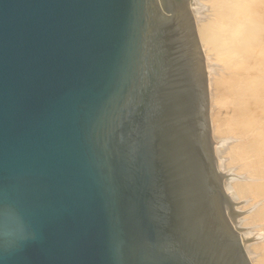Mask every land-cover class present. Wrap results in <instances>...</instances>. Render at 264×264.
Here are the masks:
<instances>
[{
	"label": "water",
	"instance_id": "obj_1",
	"mask_svg": "<svg viewBox=\"0 0 264 264\" xmlns=\"http://www.w3.org/2000/svg\"><path fill=\"white\" fill-rule=\"evenodd\" d=\"M160 2L0 0V264H250L189 0Z\"/></svg>",
	"mask_w": 264,
	"mask_h": 264
},
{
	"label": "bare ground",
	"instance_id": "obj_2",
	"mask_svg": "<svg viewBox=\"0 0 264 264\" xmlns=\"http://www.w3.org/2000/svg\"><path fill=\"white\" fill-rule=\"evenodd\" d=\"M189 2L208 57L210 87L237 99L233 109L224 105L225 115H219L221 110H217L219 116H212L214 136L221 133L222 138L226 133L232 140L236 138L234 146H230L231 141L228 146L220 142L216 149L218 166L229 169L241 163L233 170L246 178L237 179L231 188L235 185L238 193L241 191L245 197L251 195L256 201L246 211L248 215L243 224H261L264 230V0ZM262 35L261 41L255 40ZM262 242L247 249L253 264H264L258 251Z\"/></svg>",
	"mask_w": 264,
	"mask_h": 264
},
{
	"label": "rangeland",
	"instance_id": "obj_3",
	"mask_svg": "<svg viewBox=\"0 0 264 264\" xmlns=\"http://www.w3.org/2000/svg\"><path fill=\"white\" fill-rule=\"evenodd\" d=\"M259 1H261V0H259ZM158 3H159V6H160V8L164 14L172 15V12L167 13L163 9L160 0H158ZM189 5H190V2H189ZM189 9H190L191 14H192L191 6H189ZM192 16H193V14H192ZM193 19L195 22V28H196L198 40H199V43H200V46H201V49L203 52V56H204V63H205V69H206V75H207L208 96H209V121H210V127H211V138L215 142L213 144V150H214V155L217 159V165H218V155L216 153V149L220 146V144H221L220 142L224 143V146L225 145L228 146L229 142L231 141L232 143L230 146H234L235 145L234 142H235L236 138H233V140H234L233 141L231 139L232 136H230V135L227 136L226 133H223L224 130L222 131V133H223L222 138H221V136L219 137V135H221V133L220 134L217 133L214 136L215 133H214L213 126H212V118H213L212 116L213 115L219 116V115H221V113H222V115H225V108H224L225 106L224 105H227L231 109H233L235 107L234 102L237 99L234 96H229V94H227L225 91L224 92H218L217 90L213 91L212 88L210 87V84H209L210 73H209L208 68H207V64H208L207 58L208 57H207V54L205 53L204 48H202L203 45L201 44L202 42H201V39L199 38L200 36L198 34L196 19L194 17H193ZM262 38H263V35L262 36H256L255 40L261 41ZM251 39H252V37L250 38V40ZM213 62H214L213 64L217 65V63L215 61H213ZM233 98H235V99L233 100ZM219 101H220V103H219ZM217 110H219V111L221 110L220 114L216 112ZM227 116H229V115L227 114ZM225 134H226V136H225ZM240 165H241V163H238V165L236 163L233 166H231L232 168H229V169H220L218 166V171H219L220 178L222 181V186H223V189H224L225 195H226L225 196V202H224L225 214H226L229 222L231 223L233 229L236 232H238L241 245L243 247V250H244L250 264H253V261L251 259V255H250L249 251H247V249L249 250L251 245L253 246L254 244L261 243L262 241L264 242V230L262 229L261 224L249 225V226L243 224V222H244L243 220L245 219L246 215H248L247 212L251 209L250 207L254 206V202H256V201H254L252 199L251 195H249V197H245L244 196L245 194L241 193V191H240V193H238L235 185H234V187L231 188V183L234 184V182L237 179H239V181H244V178H246L244 175H241V172L233 170V168H236V167L239 168ZM245 181H247V179H245ZM248 199H249V201H248ZM246 201H247V203H246ZM244 205H246L248 207H245ZM236 222H237V224H236ZM258 251L260 253L259 258H261L262 262L264 263V243L260 246ZM254 256H255V254H254Z\"/></svg>",
	"mask_w": 264,
	"mask_h": 264
}]
</instances>
